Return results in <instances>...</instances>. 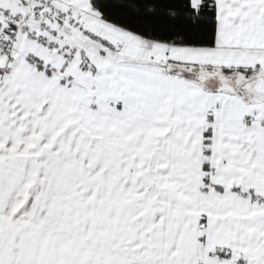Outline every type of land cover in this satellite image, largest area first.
Returning <instances> with one entry per match:
<instances>
[{
	"label": "snow or ice",
	"instance_id": "snow-or-ice-1",
	"mask_svg": "<svg viewBox=\"0 0 264 264\" xmlns=\"http://www.w3.org/2000/svg\"><path fill=\"white\" fill-rule=\"evenodd\" d=\"M0 264H264V0H0Z\"/></svg>",
	"mask_w": 264,
	"mask_h": 264
}]
</instances>
